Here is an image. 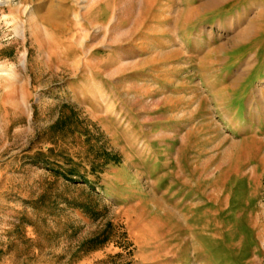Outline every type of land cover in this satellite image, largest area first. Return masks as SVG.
Returning <instances> with one entry per match:
<instances>
[{"label":"rangeland","instance_id":"374dc122","mask_svg":"<svg viewBox=\"0 0 264 264\" xmlns=\"http://www.w3.org/2000/svg\"><path fill=\"white\" fill-rule=\"evenodd\" d=\"M0 264H264V0H0Z\"/></svg>","mask_w":264,"mask_h":264},{"label":"bare ground","instance_id":"6f19581e","mask_svg":"<svg viewBox=\"0 0 264 264\" xmlns=\"http://www.w3.org/2000/svg\"><path fill=\"white\" fill-rule=\"evenodd\" d=\"M251 30V28L250 29H247V30H245V31H243V32H241V33H239L238 34V36L234 39V42H235V40H243V38H245L247 35H248V31H250ZM175 55L177 56V58H178V55H180L179 54V52H175ZM183 59L184 60H186V59H189V57L188 56H184L183 57ZM4 70V69H3ZM4 76V75H3ZM10 77V76H8L7 74L5 75V77ZM15 79V78H14ZM6 88H7V94H6V96H7V100H9V101H14L15 100V89H13V87L11 86V85H7L6 86ZM176 89V88H175ZM177 89H179V91H183V90H186V88L185 87H182V86H178L177 87ZM181 100V99H180ZM187 104V102H185V105ZM189 104H187V106H188ZM185 108H186V106H185ZM183 116V115H182ZM182 118V117H181Z\"/></svg>","mask_w":264,"mask_h":264},{"label":"trees","instance_id":"16d2710c","mask_svg":"<svg viewBox=\"0 0 264 264\" xmlns=\"http://www.w3.org/2000/svg\"><path fill=\"white\" fill-rule=\"evenodd\" d=\"M62 120V119H61Z\"/></svg>","mask_w":264,"mask_h":264}]
</instances>
